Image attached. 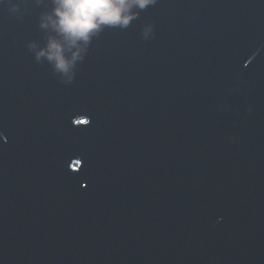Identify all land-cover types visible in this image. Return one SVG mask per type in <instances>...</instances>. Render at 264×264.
I'll use <instances>...</instances> for the list:
<instances>
[{
    "label": "water",
    "instance_id": "95a60500",
    "mask_svg": "<svg viewBox=\"0 0 264 264\" xmlns=\"http://www.w3.org/2000/svg\"><path fill=\"white\" fill-rule=\"evenodd\" d=\"M51 0H0V264H264V0H155L73 79Z\"/></svg>",
    "mask_w": 264,
    "mask_h": 264
},
{
    "label": "clouds",
    "instance_id": "9594fccd",
    "mask_svg": "<svg viewBox=\"0 0 264 264\" xmlns=\"http://www.w3.org/2000/svg\"><path fill=\"white\" fill-rule=\"evenodd\" d=\"M155 0H51L39 27L47 30L43 46L28 45L35 60L47 61L55 73L73 79L77 61L87 54L91 39L105 27L127 28L138 10Z\"/></svg>",
    "mask_w": 264,
    "mask_h": 264
}]
</instances>
